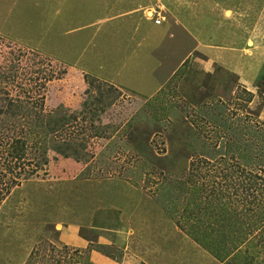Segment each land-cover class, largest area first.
Listing matches in <instances>:
<instances>
[{"label": "rangeland", "instance_id": "1", "mask_svg": "<svg viewBox=\"0 0 264 264\" xmlns=\"http://www.w3.org/2000/svg\"><path fill=\"white\" fill-rule=\"evenodd\" d=\"M189 1L0 0V103L42 106L39 125L13 124L47 162L0 206V264H95L94 251L120 262L136 255V264H224L202 223L183 230L176 218L185 206L200 211L197 199L221 197L240 212L262 196L250 188L251 163L239 169L238 154L224 151L238 132L253 141L264 123V0ZM83 73L122 86V96L96 116L79 114ZM153 98L170 113L154 116ZM75 111L57 135L73 142L66 157L48 128ZM191 119L207 125L204 140L189 138ZM122 224L131 251L99 244ZM68 226L87 249L61 241Z\"/></svg>", "mask_w": 264, "mask_h": 264}, {"label": "trees", "instance_id": "2", "mask_svg": "<svg viewBox=\"0 0 264 264\" xmlns=\"http://www.w3.org/2000/svg\"><path fill=\"white\" fill-rule=\"evenodd\" d=\"M84 77L89 88L79 114L86 112L96 116L98 110L103 112L107 104L113 105L118 97L122 96L118 87L107 82L103 83L98 78L87 74ZM45 80L49 81V78ZM93 90H96L97 94H94ZM157 102L158 100L155 98L148 101V106L151 107L150 111L154 116L160 114L161 111L162 113H170L169 106L162 105L163 102ZM35 104L25 105L21 102L20 105H17L9 103V106L6 107L0 103V130H8L5 136L0 135V154L2 156L5 154V158L0 157V161L4 160L3 163L0 162V206L5 198L11 194L13 188L19 186L23 181L37 176L41 165H47L45 152L41 151L35 143H29L27 134L24 135V128L20 129L19 126L13 124L15 120H18V124L39 125L42 119L40 118L42 106H39L40 110H38ZM99 105H103L102 108H99ZM204 106L202 105L201 108L204 109ZM154 109L156 110L155 113L153 112ZM77 115L78 112L75 111L69 117L62 118L58 124L48 128V131L53 135L55 150L66 157L75 156L77 153L74 152L73 142H67L58 138L57 135L61 134L65 123L77 120ZM20 116H23L22 118L25 120H22ZM200 121L190 120L189 138L203 139L204 136L201 131L207 125L201 124ZM213 121V125H222V121H219L218 118L213 119ZM256 129L253 133V141H251L253 144L247 143L243 132H238L237 137L239 138L237 140L235 138L234 142L230 141L226 146L227 150L224 151L225 155L232 154V159H235V155L238 154L240 160L237 162V166L239 169L241 163L245 162L246 166L251 163L254 171H250L249 174L252 181L250 188L256 193L261 191L263 196H254L251 200L250 209L253 206L255 208L231 212L221 197L210 201L207 200L209 198L197 199L195 202L200 211L189 210L185 206L176 218L178 227L183 230H189L185 228L186 226L190 227L191 225L190 228L193 229L202 223V239L209 245L211 253L224 264H264V177L260 175V173H264V123ZM26 131L30 132L31 129ZM236 142L239 143L236 144ZM241 146L247 148L241 151L239 149ZM204 225H206V229L203 228Z\"/></svg>", "mask_w": 264, "mask_h": 264}, {"label": "crops", "instance_id": "3", "mask_svg": "<svg viewBox=\"0 0 264 264\" xmlns=\"http://www.w3.org/2000/svg\"><path fill=\"white\" fill-rule=\"evenodd\" d=\"M188 3L190 5L193 4L189 0H188ZM147 8H150V7H147ZM151 8H153V7H151ZM164 10H165V7H164ZM149 14L152 15V13H149ZM131 30H132V32L138 31L137 29L136 30L134 29L133 24H131ZM132 39H133V35H129V36L124 38L126 43H129V41ZM248 41H249V39H248ZM250 43H252V42H250ZM250 43H249V45H250ZM137 45H138V47H137V53H138L141 50L142 44H141V42H137ZM197 47H198V45H197ZM207 49H209V46L206 47L203 44L200 45L199 48H197V50L199 52L200 51H206ZM131 56H133V55H131ZM166 58H168V55H166ZM84 75H85V73H83V76ZM119 88H122V86H119ZM127 223L130 224L129 221H127ZM122 226L123 227H121V225H119L118 227H108V230L110 232H106V233H112L111 231H113L112 235H106V237L100 236L99 237V244L100 245H106V246L118 245V246L122 247L124 250H130L131 251V248H132L131 245H132L133 241L128 236V233H129V232H127L128 227L124 224H122ZM92 229H94V230H92ZM95 230H99V229H96L94 226H92L91 231H95ZM116 231H117L116 234L119 236H121V234H119V233L123 234V239L121 237H120L121 239H118V237H116V239H118V240H112L115 237L114 235H115ZM60 238H61V241L63 243L70 245V246H73V247H76V248L87 249L88 245L90 244V243L88 244L87 239L82 237V235L80 233V228H78L77 226L63 227L62 230L60 231ZM92 260L95 264H130L129 262H131V261H133L134 264H136L138 259H137L136 255H134V257H132V254H129L124 259L125 261L120 262V261H117V260L111 258L108 255L102 254L98 251H94L92 253Z\"/></svg>", "mask_w": 264, "mask_h": 264}, {"label": "built area", "instance_id": "4", "mask_svg": "<svg viewBox=\"0 0 264 264\" xmlns=\"http://www.w3.org/2000/svg\"><path fill=\"white\" fill-rule=\"evenodd\" d=\"M149 13H151V12L148 11V12H147V15H148ZM154 14H155V13H153L151 17H154ZM148 16H149V15H148ZM162 20H164V17H161V19L158 20V22H161Z\"/></svg>", "mask_w": 264, "mask_h": 264}]
</instances>
